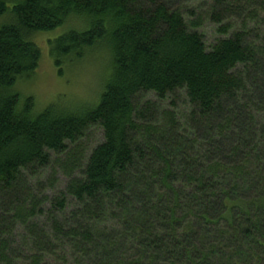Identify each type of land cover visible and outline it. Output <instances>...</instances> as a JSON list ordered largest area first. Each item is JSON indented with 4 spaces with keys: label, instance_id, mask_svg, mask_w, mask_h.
<instances>
[{
    "label": "trees",
    "instance_id": "16d2710c",
    "mask_svg": "<svg viewBox=\"0 0 264 264\" xmlns=\"http://www.w3.org/2000/svg\"><path fill=\"white\" fill-rule=\"evenodd\" d=\"M0 20V264H264V0H0ZM60 27L59 74L93 52L109 72L36 113L13 87Z\"/></svg>",
    "mask_w": 264,
    "mask_h": 264
},
{
    "label": "rangeland",
    "instance_id": "374dc122",
    "mask_svg": "<svg viewBox=\"0 0 264 264\" xmlns=\"http://www.w3.org/2000/svg\"><path fill=\"white\" fill-rule=\"evenodd\" d=\"M2 21L0 20V23ZM71 27L73 23L69 24ZM76 27V26H75ZM66 28L60 27L48 33H40L34 37V43L40 49L41 57L35 72L19 83L15 84L13 91L19 96L20 105L27 98H32L34 110L41 112L47 105L56 102L58 99L74 106H84L95 102L102 91V86L108 75L109 69L105 66L102 53L93 52L85 56L80 62L65 64L62 67L61 74L54 66L52 57L49 54L48 41L61 34ZM205 42L206 46L213 41V31L211 26H206ZM154 100L151 94H145L141 98ZM177 108L180 112H185L187 108L182 92L175 97ZM155 101V100H154ZM161 106H165L162 104ZM101 133L98 129H92L83 139V147H91L99 142ZM53 159L54 154H52ZM49 172L40 176L39 179H48ZM54 179H59L58 188H62L65 183V177L57 173Z\"/></svg>",
    "mask_w": 264,
    "mask_h": 264
}]
</instances>
